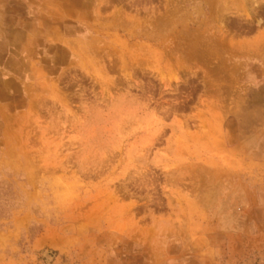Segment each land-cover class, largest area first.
<instances>
[{"label":"rangeland","instance_id":"374dc122","mask_svg":"<svg viewBox=\"0 0 264 264\" xmlns=\"http://www.w3.org/2000/svg\"><path fill=\"white\" fill-rule=\"evenodd\" d=\"M0 264H264V0H0Z\"/></svg>","mask_w":264,"mask_h":264}]
</instances>
